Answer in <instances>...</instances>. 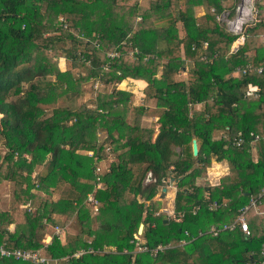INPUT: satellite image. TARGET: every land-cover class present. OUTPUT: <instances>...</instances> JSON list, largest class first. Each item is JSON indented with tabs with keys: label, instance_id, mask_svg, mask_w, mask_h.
I'll return each mask as SVG.
<instances>
[{
	"label": "trees",
	"instance_id": "obj_1",
	"mask_svg": "<svg viewBox=\"0 0 264 264\" xmlns=\"http://www.w3.org/2000/svg\"><path fill=\"white\" fill-rule=\"evenodd\" d=\"M240 1L0 0V185L12 186L0 204L2 248L39 252L47 264L264 262V2L236 52L239 36L217 19L233 18ZM247 65L263 72L233 75ZM127 79L145 83L143 104L118 88ZM91 83L94 100L80 102ZM250 85L257 97L246 96ZM109 155L95 212L87 196ZM213 160L231 172L197 185ZM172 179L169 216L155 198ZM246 207L249 236L223 228ZM53 226L67 229L65 240L52 234L45 244ZM0 264L34 263L0 256Z\"/></svg>",
	"mask_w": 264,
	"mask_h": 264
},
{
	"label": "built area",
	"instance_id": "obj_2",
	"mask_svg": "<svg viewBox=\"0 0 264 264\" xmlns=\"http://www.w3.org/2000/svg\"><path fill=\"white\" fill-rule=\"evenodd\" d=\"M257 11H258V9L256 8L255 0H242V3L240 5H238L236 8V13H235L236 16L234 18H230V13L227 11L223 12L221 15H218V17H217L218 21L220 23H222V25H224L226 30L229 31L230 33L234 34V35L239 36L238 40L233 43L232 48H231V52H236L239 49V47L244 44L245 36H243V33L245 31V28L248 25L253 24L257 21ZM253 20H255V21H253ZM205 46H206V44H205ZM114 56L115 55H111V57H114ZM262 72H263V67L256 69V68L251 67L250 65H247L244 68H237L233 75L239 76V75L247 74V73L248 74L249 73L250 74L251 73L261 74ZM97 87H98V85H95V88H97ZM258 91H259L258 87L250 85L247 89L246 96L247 97H257ZM251 135H253V134H251ZM256 138H258V137H256ZM246 142H247V138H246V135L244 134L243 137H238V138L234 139L233 146L241 147ZM89 155L91 156L92 152H90ZM107 162H108V160L102 161L101 165L96 168L95 175H96L97 179H96V184L94 187L95 190L92 194L88 195V198H87V202H89L90 204L93 205L95 212H97L98 208H99V202L95 198V193L99 189H102V187H104V183L102 182L101 175H103L105 172L109 171V164L107 165ZM109 162H112V160H110ZM149 179H150V176H149ZM259 197L264 198V188L262 189L261 193L259 194ZM252 205L256 206L257 200H253ZM218 207H219V205L217 203H212L210 209H217ZM247 210H248V208L246 207L245 210L238 216V218L235 220L234 223H232L229 226L226 225L223 228L224 229H227V228L234 229L235 226L237 225L239 227V229L246 236H249L250 235V228H249V225H248L247 221L245 220V216H244V214ZM162 212L169 215V216L174 215V210L169 212L168 209H163ZM217 230H218L217 227L212 228L213 232H216ZM60 231H61V229L59 227H55L54 234L59 236ZM186 235H188V232H186ZM137 240L139 241L138 238H137ZM43 242L45 244H47V242H45V240ZM187 243H188L187 241L183 240V241H181L180 245L184 246ZM140 250H142V248H140ZM160 250H162V247H158L156 250H154V253L156 254ZM84 253H85V251H82V252L78 253L76 256H80L81 254H84ZM262 253L264 255V245L262 246ZM0 256L1 257H14L16 259H22L24 261H30L34 264H47L50 260L47 257L41 256L39 252L22 251L20 249L8 251V250H5L4 248H2L1 246H0ZM261 264H264V262Z\"/></svg>",
	"mask_w": 264,
	"mask_h": 264
},
{
	"label": "crops",
	"instance_id": "obj_3",
	"mask_svg": "<svg viewBox=\"0 0 264 264\" xmlns=\"http://www.w3.org/2000/svg\"><path fill=\"white\" fill-rule=\"evenodd\" d=\"M61 67H62V65H61ZM124 81L127 82V86L124 89H121L120 85H118L119 89L131 91L132 87L140 88V86H143L142 88H140L142 90L141 92L143 93V90H144V87H145V83L143 81H136V80H132V79H127V80H124ZM138 100H142V97H139ZM216 133H218V135H215V138H220L222 133L221 132H216ZM250 145H251V152H252L253 158L256 161L257 160V156H256L257 155V147L255 146L254 142H251ZM220 167H223V168H220ZM206 172H207V174L204 173L203 176H201L202 178H199V179H203V178H207L208 179L207 176H209V179H213L214 180L213 182H211L212 183L211 185H215V184H217L220 181V179L222 177L228 175L231 172V169H230V166H229L228 162H226V161L217 162V161L213 160L210 168H208L206 170ZM173 180H171V181H173ZM175 186H176V189H175ZM173 187H174L175 191L173 190ZM173 187H168V186L164 187L163 189H166L165 192L162 189V191L155 198L156 200H161L160 198L168 197L167 205H168V207L172 206V208H171L172 210H174V199H175V195H176V191H177V185L175 184V182H174ZM10 197L11 196H10V193H9L8 194V198H5V199H7L8 201H11ZM5 199H3V200H5ZM163 200H164V202L166 201V199H163ZM163 209H166L165 206H163V208L161 210H163ZM167 209L171 210L170 208H167ZM163 214H165V213H163ZM126 227H127V225H126L125 222H115V224L113 226V228L115 230L126 229ZM14 228H15V225H12V228L10 230H14ZM60 229H61V231H60L59 236H60V239L64 242L66 230L64 228H60ZM52 234H54V233L48 232V229H45V236H44L43 240H48L49 243H51ZM135 237H136V239L137 238L139 239V236H135ZM139 241H140V239H139ZM49 243H47V244H49ZM62 261H66V259H63ZM61 263L62 262L60 261L59 264H61ZM56 264H58V262H56Z\"/></svg>",
	"mask_w": 264,
	"mask_h": 264
},
{
	"label": "rangeland",
	"instance_id": "obj_4",
	"mask_svg": "<svg viewBox=\"0 0 264 264\" xmlns=\"http://www.w3.org/2000/svg\"><path fill=\"white\" fill-rule=\"evenodd\" d=\"M149 1L150 0H143V4L145 5V4H148L149 3ZM258 1H264V0H255V3H256V7H258V4H260ZM242 3V0L238 3V5H240ZM237 5V6H238ZM205 12V10L204 9H201V8H198L197 10H196V14L197 15H202L203 13ZM227 12H229V11H227ZM236 16V15H235ZM234 16V17H235ZM233 17V18H234ZM253 21H255V20H253ZM252 21V22H253ZM224 22V21H223ZM251 22V23H252ZM222 24V23H221ZM179 29H180V31H181V35H183L184 34V27H183V24H179ZM262 41H264V38L262 39V37L260 38V42L262 43ZM92 84V85H91ZM90 84V87H92V89H93V91L92 92H90V94H88V95H86L84 98H82L81 100H80V102H87V103H91L93 100H94V96H95V91L97 90L96 88H94V84L93 83H91ZM143 86H140V88H142ZM140 88H138V87H132V92H134L135 93V95L137 96V98L139 99V97H142V100H136L137 101V103L138 104H143V97H144V93H142L141 91V89ZM104 90L105 89V87H99V89L98 90ZM121 89H124V88H121ZM95 90V91H94ZM62 101V99H60L59 100V102H61ZM147 105V104H146ZM149 106H152V107H155V103L152 105V103H150L149 104ZM156 122V118H155V116H152L151 118L150 117H145L144 118V121H143V124L144 125H148V126H151L152 124H154ZM218 132H220V131H218ZM214 135H218V133H214ZM109 160H108V162H107V165L109 164V161L110 160H114V157L112 156V155H109ZM210 168V167H209ZM220 168H223V167H220ZM206 174H207V172H206ZM208 177V179L207 178H203V179H198L197 180V185H206V186H212L211 184V182H213L214 180L213 179H209V176H207ZM202 178V177H201ZM173 180V179H172ZM174 182H175V184L177 185V182L175 181V180H173V181H169L168 183H167V186L168 187H173V185H174ZM173 183V184H172ZM9 189H10V196L12 197V186H10L9 185V183H3V184H1L0 185V204H2V203H6V202H8L7 200H3V199H5V198H8V192H9ZM104 189V187H102V189H99V190H103ZM163 189V188H162ZM161 189V190H162ZM175 189H176V186H175ZM175 189H174V187H173V190L175 191ZM94 190H95V188H94ZM94 190L90 193V194H92L93 192H94ZM89 194V195H90ZM10 197V198H11ZM171 197V196H170ZM87 198H88V196H87ZM160 198V197H159ZM161 200H157V202L158 203H160L162 206H165V208L167 209V208H172V206H170V207H168V205H167V200H168V197H166V198H160ZM163 199H166V201L164 202V200ZM167 206V207H166ZM27 207H29V206H27ZM170 211H172V209L171 210H169V212ZM75 226L77 227V225H76V223H74V221H72L71 222V225L70 226H68L70 229L69 230H74V229H76L75 228ZM55 227H59V226H53V227H48V232H51V233H54V231H55ZM12 228V226H10V229ZM59 228H61V227H59ZM67 230V229H66ZM139 235H141L140 233H138ZM45 242H47V243H49V241L48 240H45Z\"/></svg>",
	"mask_w": 264,
	"mask_h": 264
},
{
	"label": "water",
	"instance_id": "obj_5",
	"mask_svg": "<svg viewBox=\"0 0 264 264\" xmlns=\"http://www.w3.org/2000/svg\"><path fill=\"white\" fill-rule=\"evenodd\" d=\"M193 153H194L195 156L198 155V143H197V140H196V139L193 140ZM165 190H166V189H163L164 192H165ZM143 229H144V226L141 225V226H140V229H139V233H140V234H142Z\"/></svg>",
	"mask_w": 264,
	"mask_h": 264
}]
</instances>
